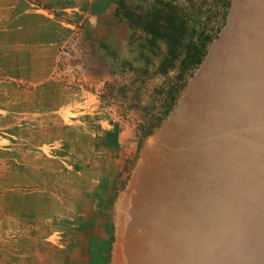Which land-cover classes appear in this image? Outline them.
<instances>
[{
    "label": "rangeland",
    "instance_id": "374dc122",
    "mask_svg": "<svg viewBox=\"0 0 264 264\" xmlns=\"http://www.w3.org/2000/svg\"><path fill=\"white\" fill-rule=\"evenodd\" d=\"M140 1L0 0V264H264V0L143 139L174 71L117 16Z\"/></svg>",
    "mask_w": 264,
    "mask_h": 264
},
{
    "label": "trees",
    "instance_id": "16d2710c",
    "mask_svg": "<svg viewBox=\"0 0 264 264\" xmlns=\"http://www.w3.org/2000/svg\"><path fill=\"white\" fill-rule=\"evenodd\" d=\"M231 0H188L181 5L175 0H142L139 5L126 6L117 11L130 30L145 34L147 54L144 64L151 65L159 43L164 46L156 73L168 76L174 71L164 93L160 116L153 118L147 129L138 125L141 138L150 136L171 111L188 80L203 61L208 45L217 38L229 12ZM206 7V9H205ZM148 74V68L142 69ZM148 122V121H147Z\"/></svg>",
    "mask_w": 264,
    "mask_h": 264
},
{
    "label": "crops",
    "instance_id": "0c3cea01",
    "mask_svg": "<svg viewBox=\"0 0 264 264\" xmlns=\"http://www.w3.org/2000/svg\"><path fill=\"white\" fill-rule=\"evenodd\" d=\"M245 5V4H244ZM247 7L246 6H243V3H241V4H239L238 6H237V13L239 14V12H240V14H241V12H242V16H241V18H240V22H241V26H242V22L244 21L243 19L246 17V12L244 13V10L246 9ZM248 8H251L250 6H248ZM246 10H249V9H246ZM243 25H245V24H243ZM250 25V24H249ZM241 30H243V27H242V29ZM240 30V31H241ZM252 34L253 33H251L250 35H246V36H248V37H251L252 36ZM246 36H245V34H243L242 32H236V33H231V38L229 37V39L228 40H224V41H217L218 43H215V44H218L217 45V47L215 48V46L213 47V48H211L210 49V55L209 56H212L211 55V53L214 55V58H216V61L218 60V62H217V64L218 65H216L217 67H216V69H221L222 70V66H221V64H223L224 62L225 63H227L226 61H228V60H230L229 58H231V56L232 55H230L229 53L231 52V48L232 47H234L235 46V48L237 47V51H239V48H240V50L242 51V47H244L245 46V43H244V41L245 40H248L247 38H246ZM251 39H253V46L255 47L254 49H253V52H254V50H260V48L264 45V37L262 38L263 39V41L262 42H260V39L258 38V37H253L252 36V38ZM261 44H263L262 46H261ZM234 52H232V54H233ZM213 58V57H212ZM213 58V59H214ZM228 59V60H227ZM232 61V60H231ZM248 62H250V60L248 59ZM230 63H232V62H230ZM212 64H216V63H212ZM250 64H251V62H250ZM251 67V66H250ZM249 67V68H250ZM214 68V67H213ZM246 68H248V67H246Z\"/></svg>",
    "mask_w": 264,
    "mask_h": 264
},
{
    "label": "bare ground",
    "instance_id": "6f19581e",
    "mask_svg": "<svg viewBox=\"0 0 264 264\" xmlns=\"http://www.w3.org/2000/svg\"><path fill=\"white\" fill-rule=\"evenodd\" d=\"M233 25V24H232Z\"/></svg>",
    "mask_w": 264,
    "mask_h": 264
}]
</instances>
